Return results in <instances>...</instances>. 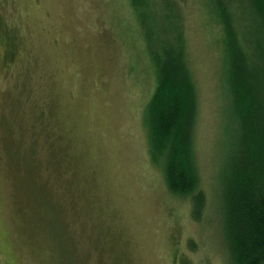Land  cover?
I'll return each mask as SVG.
<instances>
[{
  "label": "rangeland",
  "instance_id": "rangeland-1",
  "mask_svg": "<svg viewBox=\"0 0 264 264\" xmlns=\"http://www.w3.org/2000/svg\"><path fill=\"white\" fill-rule=\"evenodd\" d=\"M211 5L161 0L144 21L131 0H0V264H233L222 178L234 71ZM233 10L264 70V15L251 0ZM148 37L165 58L166 41L183 45L199 95V220L155 152L161 76Z\"/></svg>",
  "mask_w": 264,
  "mask_h": 264
},
{
  "label": "trees",
  "instance_id": "trees-1",
  "mask_svg": "<svg viewBox=\"0 0 264 264\" xmlns=\"http://www.w3.org/2000/svg\"><path fill=\"white\" fill-rule=\"evenodd\" d=\"M237 1L211 0V12L223 28L234 71L230 90L236 141L223 172L222 211L232 263L264 264V70L255 66L257 56L248 55L241 32L235 26L233 9ZM251 1L259 15H264V0ZM131 2L145 21L152 20L150 11L158 10L161 0ZM258 21L264 26V19ZM149 44L151 53L156 54L161 76L151 114L155 152L166 153L164 171L168 184L174 193L191 196L192 213L199 220L206 206V195L199 189L192 141L199 95L180 57L183 45L174 46L175 43L166 41L165 58L150 38Z\"/></svg>",
  "mask_w": 264,
  "mask_h": 264
}]
</instances>
